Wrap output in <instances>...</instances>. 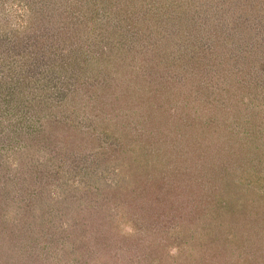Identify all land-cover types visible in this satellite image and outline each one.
<instances>
[{
    "label": "trees",
    "instance_id": "1",
    "mask_svg": "<svg viewBox=\"0 0 264 264\" xmlns=\"http://www.w3.org/2000/svg\"><path fill=\"white\" fill-rule=\"evenodd\" d=\"M210 252L264 264V0H0V264Z\"/></svg>",
    "mask_w": 264,
    "mask_h": 264
},
{
    "label": "rangeland",
    "instance_id": "2",
    "mask_svg": "<svg viewBox=\"0 0 264 264\" xmlns=\"http://www.w3.org/2000/svg\"><path fill=\"white\" fill-rule=\"evenodd\" d=\"M149 26H151V24H149ZM149 32H150V31H148V34H149ZM163 33H164L163 31L160 33V34H161V37H163V36H162ZM159 37H160V36H159ZM159 40H160L161 42H163L165 39H160V38H159ZM170 41L173 42L174 40L171 39V40H169V42H170ZM161 42L159 43V44H161V45H160V48H161V46H162V48H163V52H165V47H164V45H163ZM162 48H161V49H162ZM164 54H165V53H164ZM93 73L96 74L95 71H91V72L88 73V70H87L86 81H87V82L89 81L90 84L93 83V84H92V86H93V90H96L97 92H99V91L101 90V81H100V79L98 78V76L96 77V78H97V81H96V80H95V81H94V80H91L92 77L90 76V74H93ZM93 94H94V93H93ZM96 97H97V95H95L94 98H96ZM95 100H96V99H92V104H93L94 106L99 107V109L101 110V102L97 104ZM81 105H82V104H81ZM81 105H80V107H81ZM191 105L194 106L193 104H191ZM100 110H99V112H101ZM183 113H184V112H183ZM183 113H182V114H183ZM99 128L101 129V125L99 126ZM204 252H206V251H205V250H204V251L201 250V255H202ZM210 253H211V252H210ZM210 253H209V254H210ZM210 256H215V260H216V261H214V264H226V262L224 261V256H221L219 259H218V257H217V256H219V255H216V253H215V254H212V253H211ZM229 256H230V255H229ZM231 259H236V258H233L232 256H230L228 260H231Z\"/></svg>",
    "mask_w": 264,
    "mask_h": 264
}]
</instances>
